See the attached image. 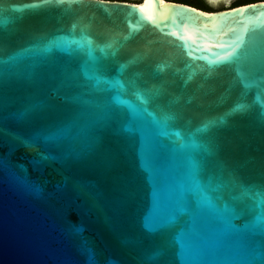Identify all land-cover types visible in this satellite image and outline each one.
I'll return each mask as SVG.
<instances>
[{
    "label": "water",
    "instance_id": "1",
    "mask_svg": "<svg viewBox=\"0 0 264 264\" xmlns=\"http://www.w3.org/2000/svg\"><path fill=\"white\" fill-rule=\"evenodd\" d=\"M0 264H264V2L0 0Z\"/></svg>",
    "mask_w": 264,
    "mask_h": 264
},
{
    "label": "flooded vegetation",
    "instance_id": "2",
    "mask_svg": "<svg viewBox=\"0 0 264 264\" xmlns=\"http://www.w3.org/2000/svg\"><path fill=\"white\" fill-rule=\"evenodd\" d=\"M105 1H108V0H105ZM165 1H167V0H165ZM116 2H125V3H130V4L136 3L135 0H117ZM263 2H264V0H229L227 6L220 7V8L213 9V10L220 11V10H226V9L235 8V7H238V6L255 4V3H263ZM139 3H136V4H139Z\"/></svg>",
    "mask_w": 264,
    "mask_h": 264
},
{
    "label": "trees",
    "instance_id": "3",
    "mask_svg": "<svg viewBox=\"0 0 264 264\" xmlns=\"http://www.w3.org/2000/svg\"><path fill=\"white\" fill-rule=\"evenodd\" d=\"M108 1H117V0H108ZM167 1L168 2H173V3L187 5V6L195 8V9L204 11V12H214V11H216V10H213V9L209 8L201 0H167ZM134 4H136V3H134Z\"/></svg>",
    "mask_w": 264,
    "mask_h": 264
},
{
    "label": "rangeland",
    "instance_id": "4",
    "mask_svg": "<svg viewBox=\"0 0 264 264\" xmlns=\"http://www.w3.org/2000/svg\"><path fill=\"white\" fill-rule=\"evenodd\" d=\"M141 0H135L136 3H139Z\"/></svg>",
    "mask_w": 264,
    "mask_h": 264
}]
</instances>
